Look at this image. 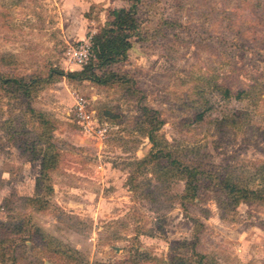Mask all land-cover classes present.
I'll use <instances>...</instances> for the list:
<instances>
[{
    "label": "rangeland",
    "instance_id": "374dc122",
    "mask_svg": "<svg viewBox=\"0 0 264 264\" xmlns=\"http://www.w3.org/2000/svg\"><path fill=\"white\" fill-rule=\"evenodd\" d=\"M128 5L0 0V72L40 79L30 97L0 90V264H264V202L235 204L210 177L264 190V0H141L139 38L114 67L129 82L53 73L81 69L73 49ZM143 103L203 171L195 198L182 174L140 162L153 148ZM40 112L60 152L43 209L28 199L40 160L10 138L12 128L38 138Z\"/></svg>",
    "mask_w": 264,
    "mask_h": 264
},
{
    "label": "trees",
    "instance_id": "16d2710c",
    "mask_svg": "<svg viewBox=\"0 0 264 264\" xmlns=\"http://www.w3.org/2000/svg\"><path fill=\"white\" fill-rule=\"evenodd\" d=\"M128 6L113 8L109 11L110 19L101 30L91 38L92 56L89 61L82 65V68L74 71H58L53 70V73L67 76L75 80H91L102 85H113L121 82H129L130 78L126 74L115 70V66L129 57V52L133 47L135 38H139V20L137 17L139 3L141 0H127ZM40 81L38 78L27 80L25 77L6 75L0 72V90L7 94L16 93L23 97H30L32 92ZM129 88V87H128ZM224 93L227 97H236L241 100L245 93L239 91L237 94H232L231 90L226 88ZM141 113V123L148 124L149 127L144 130L148 133L152 150L150 152V159L145 158L141 163H150L155 161L158 164L159 170L163 174L175 171V173L182 174L186 179V193L187 198H195L199 194L200 183L202 177L199 175L203 172L198 166L185 164L178 155L175 154L170 142L159 135L160 127L164 124V120L160 115V111L143 103ZM32 112H36L34 108ZM36 114V113H35ZM106 114L115 118L116 115L110 111ZM40 121L46 130L37 138L31 137L25 129L12 128L10 138H14L16 143L32 159L40 160L41 169L36 181V193L34 196L28 197L31 203H40L39 208L43 209L45 206L40 200L42 192H51L54 187L51 183L52 171L59 165L60 152L53 141V125L46 118L42 112L39 113ZM204 113L198 114V119H203ZM211 179H214L219 189L223 188L229 195L233 203L240 202H264L263 189H250L247 186L240 185L231 176L221 177L217 181V177L211 173ZM9 228L7 224L3 225ZM4 241L0 239V248L5 249ZM204 259V255H201ZM203 261L200 259V262ZM137 264V263H136ZM177 264H192L187 263L181 259Z\"/></svg>",
    "mask_w": 264,
    "mask_h": 264
},
{
    "label": "built area",
    "instance_id": "2783aa9c",
    "mask_svg": "<svg viewBox=\"0 0 264 264\" xmlns=\"http://www.w3.org/2000/svg\"><path fill=\"white\" fill-rule=\"evenodd\" d=\"M91 38L90 37V42H87L86 45H80L77 48L73 49V53L72 58L75 59L76 63H78L79 65H83L86 62L89 61L90 57L92 56V49H91ZM86 99L84 98H80V100L78 101V113L80 116L86 118L87 114H86Z\"/></svg>",
    "mask_w": 264,
    "mask_h": 264
},
{
    "label": "water",
    "instance_id": "95a60500",
    "mask_svg": "<svg viewBox=\"0 0 264 264\" xmlns=\"http://www.w3.org/2000/svg\"><path fill=\"white\" fill-rule=\"evenodd\" d=\"M48 264H52V263H48Z\"/></svg>",
    "mask_w": 264,
    "mask_h": 264
}]
</instances>
